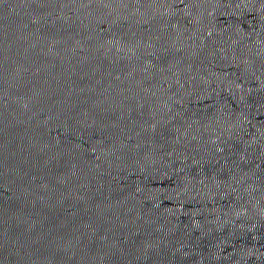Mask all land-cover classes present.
Returning a JSON list of instances; mask_svg holds the SVG:
<instances>
[{
	"label": "water",
	"instance_id": "water-1",
	"mask_svg": "<svg viewBox=\"0 0 264 264\" xmlns=\"http://www.w3.org/2000/svg\"><path fill=\"white\" fill-rule=\"evenodd\" d=\"M0 264H264V0H0Z\"/></svg>",
	"mask_w": 264,
	"mask_h": 264
}]
</instances>
